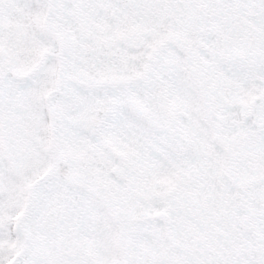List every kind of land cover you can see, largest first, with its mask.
I'll use <instances>...</instances> for the list:
<instances>
[{
    "label": "snow or ice",
    "instance_id": "6c2138e0",
    "mask_svg": "<svg viewBox=\"0 0 264 264\" xmlns=\"http://www.w3.org/2000/svg\"><path fill=\"white\" fill-rule=\"evenodd\" d=\"M0 264H264V0H0Z\"/></svg>",
    "mask_w": 264,
    "mask_h": 264
}]
</instances>
